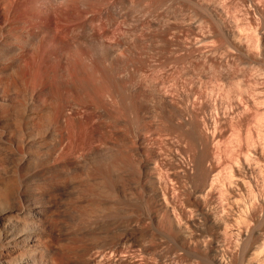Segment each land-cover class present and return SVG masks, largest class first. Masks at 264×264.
<instances>
[{
	"label": "bare ground",
	"instance_id": "6f19581e",
	"mask_svg": "<svg viewBox=\"0 0 264 264\" xmlns=\"http://www.w3.org/2000/svg\"><path fill=\"white\" fill-rule=\"evenodd\" d=\"M0 264H264V0H0Z\"/></svg>",
	"mask_w": 264,
	"mask_h": 264
},
{
	"label": "rangeland",
	"instance_id": "374dc122",
	"mask_svg": "<svg viewBox=\"0 0 264 264\" xmlns=\"http://www.w3.org/2000/svg\"><path fill=\"white\" fill-rule=\"evenodd\" d=\"M202 77H203V75H202L200 78H202ZM204 79H205V78H202V79H201V85L204 84V85L207 86V83H208V82H209V84H211V82H210V80H208V78L205 79L206 81H204ZM207 80H208V82H207ZM204 82H205V83H204ZM206 82H207V83H206ZM202 83H203V84H202ZM209 84H208V86H209ZM204 85H203V86H204ZM129 240H130V239H128V240H127V239H126V240H122V241H124V242H122V243L120 242V243H121L122 246L124 247V246H125L126 244H128L130 241H131V243H129V245L133 243V240H130V241H129ZM125 242H126V243H125ZM124 243H125V244H124ZM131 247H133V249H134V251H135V249H136L135 247H138V246H136V245L134 246V245H133V246H131ZM125 248H128V246H126ZM137 249H138V248H137ZM137 249H136V251H137ZM131 251H132V250H131ZM134 251H132L131 253L137 254V252L139 253V251L142 252V251L140 250V248L138 249L137 252H134ZM139 254H140V253H139ZM137 255H138V254H137Z\"/></svg>",
	"mask_w": 264,
	"mask_h": 264
}]
</instances>
